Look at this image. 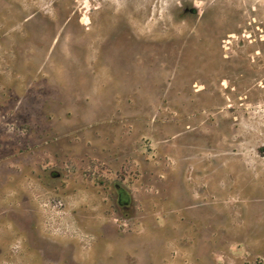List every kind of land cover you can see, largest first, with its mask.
I'll return each mask as SVG.
<instances>
[{"label": "rangeland", "instance_id": "1", "mask_svg": "<svg viewBox=\"0 0 264 264\" xmlns=\"http://www.w3.org/2000/svg\"><path fill=\"white\" fill-rule=\"evenodd\" d=\"M0 264H264V0H0Z\"/></svg>", "mask_w": 264, "mask_h": 264}, {"label": "flooded vegetation", "instance_id": "2", "mask_svg": "<svg viewBox=\"0 0 264 264\" xmlns=\"http://www.w3.org/2000/svg\"><path fill=\"white\" fill-rule=\"evenodd\" d=\"M116 191H117V203L120 206H125L128 201V194L126 191L119 186H116Z\"/></svg>", "mask_w": 264, "mask_h": 264}]
</instances>
